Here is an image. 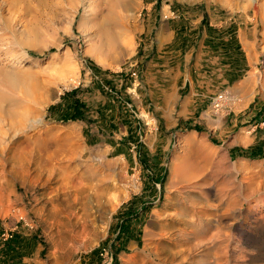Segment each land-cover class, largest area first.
Returning a JSON list of instances; mask_svg holds the SVG:
<instances>
[{
	"label": "rangeland",
	"instance_id": "rangeland-1",
	"mask_svg": "<svg viewBox=\"0 0 264 264\" xmlns=\"http://www.w3.org/2000/svg\"><path fill=\"white\" fill-rule=\"evenodd\" d=\"M179 17L244 35L247 95L164 108L146 55ZM0 182L32 222L0 264H264V0H0Z\"/></svg>",
	"mask_w": 264,
	"mask_h": 264
},
{
	"label": "crops",
	"instance_id": "crops-1",
	"mask_svg": "<svg viewBox=\"0 0 264 264\" xmlns=\"http://www.w3.org/2000/svg\"><path fill=\"white\" fill-rule=\"evenodd\" d=\"M199 19L195 33L187 36L180 17L161 21L155 33V52L151 48L146 55V72L157 78L158 94L164 108L169 110L170 104L178 99L180 89L184 88L176 113L188 118L195 116L197 107L204 100L219 92H224L228 99L238 93L247 95L252 90L251 75L256 73L251 72L247 80L239 82L241 68L235 63V49L237 43L243 46V34L225 27V20L217 19L213 24L217 28H210V22L206 24L205 18ZM244 46L248 48L249 45ZM243 62L240 67L245 70V60ZM190 121L187 120V125Z\"/></svg>",
	"mask_w": 264,
	"mask_h": 264
},
{
	"label": "built area",
	"instance_id": "built-area-1",
	"mask_svg": "<svg viewBox=\"0 0 264 264\" xmlns=\"http://www.w3.org/2000/svg\"><path fill=\"white\" fill-rule=\"evenodd\" d=\"M227 98L226 94L224 92H219L217 93L215 96H213L210 99V105L211 108L213 110V112H218L221 108V104L223 101H225ZM12 212L14 211L13 209L11 210ZM22 224L23 226L27 227V228H31L32 227V222L31 220H27L23 215L14 212V225L9 227V226H5L4 224H2L0 222V246H2L3 250L5 253H11L13 249H6L5 246L7 247V245L13 241H15V228H16V224ZM13 247H15V243H13ZM104 254H107V251L104 250ZM111 257V256H109Z\"/></svg>",
	"mask_w": 264,
	"mask_h": 264
},
{
	"label": "trees",
	"instance_id": "trees-1",
	"mask_svg": "<svg viewBox=\"0 0 264 264\" xmlns=\"http://www.w3.org/2000/svg\"><path fill=\"white\" fill-rule=\"evenodd\" d=\"M72 105H73V110L71 112L70 117L72 119H83L82 117V112L80 110V107H82L78 100H76V98H72ZM53 106H49V108L51 109ZM12 249L10 246H8V250Z\"/></svg>",
	"mask_w": 264,
	"mask_h": 264
},
{
	"label": "bare ground",
	"instance_id": "bare-ground-1",
	"mask_svg": "<svg viewBox=\"0 0 264 264\" xmlns=\"http://www.w3.org/2000/svg\"><path fill=\"white\" fill-rule=\"evenodd\" d=\"M90 2V1H89ZM94 2H96V1H91V3H94ZM90 3V4H91ZM94 5V4H93ZM90 6H92V4L90 5ZM15 60H16V62H21L22 60H24V56L23 55H19V56H15ZM16 151V150H15ZM24 160V159H23ZM1 183V182H0ZM5 189V188H4ZM3 190V189H2ZM4 191V190H3ZM1 192V191H0ZM2 195V194H1ZM3 196V195H2ZM2 196H1V198H2Z\"/></svg>",
	"mask_w": 264,
	"mask_h": 264
}]
</instances>
